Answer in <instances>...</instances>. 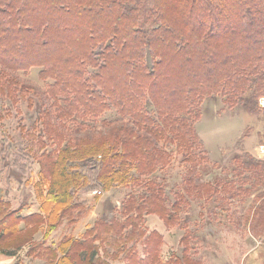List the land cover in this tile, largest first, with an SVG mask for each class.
I'll list each match as a JSON object with an SVG mask.
<instances>
[{
    "label": "trees",
    "instance_id": "16d2710c",
    "mask_svg": "<svg viewBox=\"0 0 264 264\" xmlns=\"http://www.w3.org/2000/svg\"><path fill=\"white\" fill-rule=\"evenodd\" d=\"M239 2L0 0V112H9L5 98L17 111L20 100L39 104L36 121L21 130L28 152L40 162L34 186L40 199L47 188L42 205L49 227L59 214L84 213L85 201H78L76 190L132 188L121 198V208L114 204L117 213L101 217L83 239L62 241L58 251L64 254L49 264H94L98 239L106 256L121 255L129 264H205L195 250L200 241L196 230L187 224L194 200L213 201L224 210L231 199L253 194L249 208L258 218L255 213L264 209V159L235 156L228 175L205 180L206 150L196 134L206 98L220 96L228 106L245 100L254 112L264 96V0H251L249 14ZM100 5L99 15L108 16L105 22L95 14ZM118 6L125 13L117 12ZM225 11L233 17L219 19ZM134 19L139 25L132 24ZM35 69L44 85L33 80L31 86L21 84ZM41 86L52 88L54 99H34ZM109 111L116 117H108ZM101 127L107 130L96 137L87 134ZM75 134L94 140L82 143ZM43 143L52 148L44 149ZM175 146L183 151L186 168L170 190L160 172L172 163ZM5 204L0 197V248L16 254L23 244L9 250L2 242L27 230L35 213L22 215V207L8 212L2 209ZM152 214L184 229L182 250L168 260L162 259L164 236L147 226ZM261 227L264 221L254 229ZM45 247L52 254L57 250Z\"/></svg>",
    "mask_w": 264,
    "mask_h": 264
},
{
    "label": "rangeland",
    "instance_id": "374dc122",
    "mask_svg": "<svg viewBox=\"0 0 264 264\" xmlns=\"http://www.w3.org/2000/svg\"><path fill=\"white\" fill-rule=\"evenodd\" d=\"M250 1L240 0L239 2L242 7H245L243 9L247 10L248 14L247 6ZM252 1L257 3V0ZM75 2H78V5H83V0H75ZM118 8H116L117 12L120 10L122 14L125 13L123 7L118 6ZM103 10L104 7L100 5L99 9L95 10V14L100 17L101 21L105 22L108 18L106 13L99 15V12ZM78 11L79 7L74 10V13H78ZM259 14V11H255L254 17L257 18L256 20H258ZM230 16L233 17L231 13L225 11V14L219 19L227 20L231 18ZM132 24L139 25L135 23V19ZM100 31L101 29L98 28L97 32ZM98 42L103 41L99 40ZM165 48L166 46H161L159 49L164 51ZM163 55L167 60V54L163 53ZM32 72L33 74H29L27 79H22L21 84L31 86L33 82L29 80H33L44 85V82L38 76V70L35 69ZM47 89L48 87L40 88V94L34 95V99L37 100L38 98L40 103L41 100L54 99L52 88L50 91H47ZM30 93H33V91H30ZM215 97H209L203 101L201 118L196 124V134L199 140L203 142V149L206 150L203 153L206 155L207 164L205 163L203 168L202 177L211 181L215 179V176H225L231 172L235 156H241L245 153L255 156L259 145L264 143L263 108L260 107L259 110L256 108L253 112L245 100L236 106H228L220 96ZM1 102L0 99V105ZM36 104L32 103V106H28L26 100H20L18 104L20 110L17 111L15 105L8 98H5L4 106L5 109L9 108L7 110L9 112H5V114L4 111L0 112V115H2L0 120V197L7 201V204L2 205V209L4 210L6 207L9 212L20 206L22 207V215H30L27 211L38 209L30 222L26 224L27 230L17 232L12 237L6 238L2 245L10 250L11 247H16L21 243L25 246L24 250H26L27 256L36 258L41 253L45 261L51 259L52 262L56 263L59 257L64 254V252L58 251L60 250L58 246L62 245V241H67L70 238L83 239L87 229L92 228L101 217L108 219L113 213H117L112 209L114 204L121 208V198L132 188L131 186H120L118 188L113 186L110 190H102V187L94 186L86 190H76L78 201H85L83 203L85 205L84 213L78 215V210L75 209L63 215L59 214L58 220H55L53 225L49 227L51 221L46 217L42 205L44 194L48 193L47 188H44L43 198L40 199L37 196V188L34 186L40 179V162L32 156V152H28L26 139L22 136L21 130L22 126L31 127L38 118L39 104L37 106ZM107 116L114 118L116 113L115 111H109ZM35 126H38V124H35ZM96 130L87 134H94L96 137L98 135L95 133L107 130V128L101 127ZM142 133L144 132L142 131ZM81 135L83 134H75L72 137L82 143L94 140H89ZM98 141H102V139H98ZM43 144L46 150L52 148L51 145L46 146L45 143ZM2 145L5 147L4 152L1 150ZM172 147L173 144L170 149ZM176 148L177 154L175 155L173 152L172 163L165 171L160 172L167 177L170 190H173L180 183L181 176L186 168V163L181 155L183 151L178 147ZM37 156L40 159L39 155ZM41 159L44 160V158ZM231 200L230 208L224 210L214 206L213 201H202V203L196 200L193 201L194 203L188 212L189 221L187 224H191L190 227L196 230V234L200 239L195 249L197 256H201L200 258L205 261V264H264V227L257 229V231L254 229L258 222L261 221L262 223L264 221V209L260 213H255L258 218H253L254 211L249 208L254 201L253 194L249 197H237ZM188 217L186 216V218ZM183 221L185 220L182 219ZM239 222L242 224L239 225ZM24 224L25 222H21L19 225L23 227ZM147 226L151 230L159 231L164 236L161 248L163 260H168L173 251L180 253L183 247L180 242L184 232L183 228L173 222L168 224L163 217L157 214L148 216ZM76 232H79V234H76ZM38 243L43 244L32 252V255H29L28 252L31 251L32 247L35 248ZM95 243L98 244L100 249L94 264H102V260L109 261L111 264H129L128 260L120 257L121 255L117 258L106 256L104 245L101 244L99 239ZM45 246L57 250H53L52 254V251ZM70 252H74V249H71ZM26 260V264L33 262V259Z\"/></svg>",
    "mask_w": 264,
    "mask_h": 264
},
{
    "label": "crops",
    "instance_id": "0c3cea01",
    "mask_svg": "<svg viewBox=\"0 0 264 264\" xmlns=\"http://www.w3.org/2000/svg\"><path fill=\"white\" fill-rule=\"evenodd\" d=\"M27 212L29 214H32V213L38 212V209L37 208L31 209ZM27 212H25V213H27ZM76 234H79V232H76ZM24 247L25 246H23L22 249H19L16 254L15 253L14 254L7 253V252L1 250V248H0V264H26V262H27L26 259H29V260L33 259V262L31 261L30 264H49V260L46 259V261H45L42 258V256H39V257L37 256L36 258L27 256L25 253L26 250H24Z\"/></svg>",
    "mask_w": 264,
    "mask_h": 264
},
{
    "label": "built area",
    "instance_id": "2783aa9c",
    "mask_svg": "<svg viewBox=\"0 0 264 264\" xmlns=\"http://www.w3.org/2000/svg\"><path fill=\"white\" fill-rule=\"evenodd\" d=\"M259 103H260V107L264 109V96L261 97ZM255 157L258 159H264V143H261L259 145Z\"/></svg>",
    "mask_w": 264,
    "mask_h": 264
}]
</instances>
